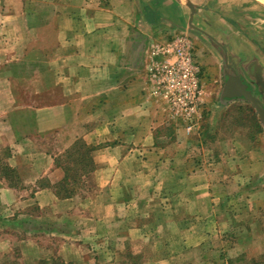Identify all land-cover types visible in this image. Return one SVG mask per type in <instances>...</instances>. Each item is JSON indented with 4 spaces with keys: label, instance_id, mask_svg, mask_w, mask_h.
Wrapping results in <instances>:
<instances>
[{
    "label": "crops",
    "instance_id": "0c3cea01",
    "mask_svg": "<svg viewBox=\"0 0 264 264\" xmlns=\"http://www.w3.org/2000/svg\"><path fill=\"white\" fill-rule=\"evenodd\" d=\"M242 4L230 19L222 4L197 14L178 0H0V163L18 174L0 169V258L12 242L20 258L44 260V229L74 264L125 250L141 264L264 256V123L256 111L252 140L225 118L227 103L253 105L226 95L236 77L264 106V7ZM174 32L199 43L203 108L191 127L172 119L147 71L158 36ZM81 146L88 157L74 159ZM23 224L31 232L10 241Z\"/></svg>",
    "mask_w": 264,
    "mask_h": 264
},
{
    "label": "rangeland",
    "instance_id": "374dc122",
    "mask_svg": "<svg viewBox=\"0 0 264 264\" xmlns=\"http://www.w3.org/2000/svg\"><path fill=\"white\" fill-rule=\"evenodd\" d=\"M178 1H180V3L183 4L185 8L189 9V12H192V8H194V12L193 13L197 12V14H198V11H199L198 9H205L207 11V10H209L211 8H214V6L215 7H217V6L219 7L222 4L225 7H228L225 12L228 13V17L230 19L233 18V16H234L233 13H236V15L237 14H241L242 11H243V7L244 6H246L248 8L247 5H243L242 4V1L243 0H178ZM251 1L253 3L252 5H254V3L257 2L260 5H262V7H264V3H262L259 0H251ZM254 11H255V9L254 8H251V11L250 12H254ZM159 12H160V10H159ZM246 13H249V11L246 10ZM164 14H166L165 11H164ZM194 22L195 21L193 20L192 21L193 26H190L189 29L195 28V27L197 28V26H196V24ZM230 22H232L233 24H235L234 21H230ZM236 23H238V21ZM254 23H255V20L249 21V26L251 27L252 31L255 32V31H258L257 28H258L259 24L254 25ZM209 24L211 25L210 22H209ZM260 26H261V29H262V32H263V36H264V25H260ZM252 31H251V33H252ZM257 33L259 34V32H257ZM176 34L177 33H175V32L174 33H170V37L171 36H175ZM199 35L201 36V34H199ZM168 36H166V37H168ZM204 36H206V35H204ZM170 37H168V38H170ZM204 39H205V37H204ZM157 40L158 41H162L163 40V36L159 35ZM204 41H206L207 43L211 44V42L209 40H207V38ZM198 46H199V43L196 40L195 41L194 52L197 50V47ZM228 53H229V50L227 51V48L225 46L224 51L223 52H220V54H221V59H219L220 60V63L225 62L224 61L225 55H228ZM205 80H206V76H204L202 78V81H205ZM213 88H214L213 94L214 93H219V90H220V93H222V91H223V85L221 87L219 85V82H218V87H216V85L214 84V87ZM225 107H226L225 109L227 111V114L225 115V118H226V123H228V125H229V128L232 126V124L242 123V124H245L244 125L245 127H249V128H246V130L249 129L250 136H252V138H253L252 140H258L261 137V134H259L258 128H257L259 124H258V121H257L258 119H257L256 108L252 104H250L247 101L246 102H243V101H240V102H230V103H227V106H225ZM202 108L203 107H202V104H201L200 109H202ZM239 126H240V124H239ZM263 126L264 125H262L260 127H263ZM230 134H231V132L228 133V135H230ZM220 139L223 140V137H221ZM262 139L264 140L263 132H262ZM1 155H2V153H0V156ZM1 160L2 159L0 158V161ZM67 165H70V164H67ZM4 166L5 165L3 163L2 164L0 163V169L2 170V174L3 175H7V176L12 177V180H14L15 177H18L17 172H16V174L15 173L12 174L11 171L8 170ZM33 200H34V198H30L29 197L28 202H25V204L33 206L34 205ZM28 209H30V208H28ZM31 210H33V211H27L28 214H31L33 216H36L37 215V210L35 209V207L33 209H31ZM0 214L2 215L3 213L0 212ZM19 217L21 219L22 218L24 219L26 216L25 215H21ZM30 221L31 222H35V223H38L41 220L40 219H37L36 217L32 219V217H31V220ZM31 227H32L31 225H25V224H23V227L21 229L20 228H17V229L14 228V229H12V231L11 230H8L7 232L9 233L10 241L14 237H16V235L17 236H20L21 234H24L25 235L26 233L24 231L26 229H28L26 232H29L30 233L31 232V229H30ZM112 230H114V229H112ZM41 231H42V234H43L42 237H41L43 239V243L41 245L42 247L40 248V250L43 251L44 254L43 253H40V254H43V256L46 255L44 257L45 258L44 260L31 259L32 257H30V258L29 257L20 258L21 257V253H20V247H21V245H19L18 243L17 244H12V242H11L10 245H7L6 246V248L8 247V249H9L8 251H10V252H7L4 249L6 251L5 252L6 254H4L2 256V258H0V264H13V263H16V264H74L73 262H67V261L61 259V257L58 256V254L55 253L54 250L51 251V247L54 249V247L56 245L55 244L56 238L59 237L60 234L59 235L58 234H52V233H50V231H45V229L44 230H41ZM4 234H5V231L2 232V230H0V240L2 239V237L4 236ZM114 234H115V232H108L107 236L108 237H113ZM95 239H97V238H95ZM138 245H137L136 248H138ZM93 246L99 247L100 244L99 243H97V244L93 243ZM111 246H114L115 247V245H108V248H111ZM152 246H154V245H152ZM79 252H81L80 249H79ZM92 252H97V251L95 250V251H92ZM127 252L128 251L125 250V251L121 252L120 255L118 254L117 257L114 254V257H112L111 260L101 261V263L99 262V264H141V260H139V259H132L133 258V255L130 254V256L132 257L131 258L128 255L129 253H127ZM85 253H88V252H85ZM99 253H100V251H99ZM81 254H82V252H81ZM99 255H100V257H97L96 259L101 258L103 254H99ZM254 255L255 254L252 253L251 258L248 259L249 260V264H258V263H263L264 264V256L263 255L262 256H254ZM244 258H245L244 256L241 257V259H239L240 260L239 262L244 261ZM95 262L98 263L97 260H95ZM95 262L92 260L91 263L90 262H88V263L89 264H95ZM84 264H86V263H84Z\"/></svg>",
    "mask_w": 264,
    "mask_h": 264
},
{
    "label": "built area",
    "instance_id": "2783aa9c",
    "mask_svg": "<svg viewBox=\"0 0 264 264\" xmlns=\"http://www.w3.org/2000/svg\"><path fill=\"white\" fill-rule=\"evenodd\" d=\"M153 60L147 71L153 94L164 100L175 122L191 127L200 115L203 88L191 37L177 33L153 45ZM156 55V56H155ZM162 56L161 58H158Z\"/></svg>",
    "mask_w": 264,
    "mask_h": 264
},
{
    "label": "water",
    "instance_id": "95a60500",
    "mask_svg": "<svg viewBox=\"0 0 264 264\" xmlns=\"http://www.w3.org/2000/svg\"><path fill=\"white\" fill-rule=\"evenodd\" d=\"M192 12H194V8H192ZM224 90L226 95H240L250 100L256 108V111L258 112L262 122L264 123V106L262 101L254 96L247 88V85H245L238 77L232 80Z\"/></svg>",
    "mask_w": 264,
    "mask_h": 264
},
{
    "label": "trees",
    "instance_id": "16d2710c",
    "mask_svg": "<svg viewBox=\"0 0 264 264\" xmlns=\"http://www.w3.org/2000/svg\"><path fill=\"white\" fill-rule=\"evenodd\" d=\"M86 149H87V147H86ZM76 153H81V154H82L81 156H83V157H88V156H85V155H84L85 153H84L83 150H82V146L79 147V149H77V150L75 151L74 154H72V155L74 156V159H77V156H78V155H75ZM72 155L70 154L69 157H71ZM80 163H81V162H80ZM87 164H89V161H87ZM91 168H93V166H92ZM68 173H69V172H68ZM65 191H66V192H69L68 190H65ZM63 196H67V197H69L70 194L68 193L67 195H63ZM13 264H16V263H13Z\"/></svg>",
    "mask_w": 264,
    "mask_h": 264
},
{
    "label": "bare ground",
    "instance_id": "6f19581e",
    "mask_svg": "<svg viewBox=\"0 0 264 264\" xmlns=\"http://www.w3.org/2000/svg\"><path fill=\"white\" fill-rule=\"evenodd\" d=\"M259 1H261L262 3H264V0H259Z\"/></svg>",
    "mask_w": 264,
    "mask_h": 264
},
{
    "label": "flooded vegetation",
    "instance_id": "af4514ba",
    "mask_svg": "<svg viewBox=\"0 0 264 264\" xmlns=\"http://www.w3.org/2000/svg\"><path fill=\"white\" fill-rule=\"evenodd\" d=\"M230 58V57H229Z\"/></svg>",
    "mask_w": 264,
    "mask_h": 264
}]
</instances>
